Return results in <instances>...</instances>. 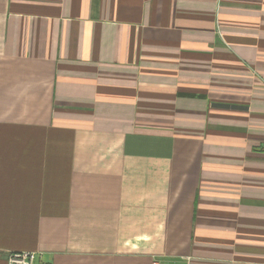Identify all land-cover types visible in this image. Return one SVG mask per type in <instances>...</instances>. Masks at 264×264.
Here are the masks:
<instances>
[{"label": "crops", "instance_id": "obj_1", "mask_svg": "<svg viewBox=\"0 0 264 264\" xmlns=\"http://www.w3.org/2000/svg\"><path fill=\"white\" fill-rule=\"evenodd\" d=\"M264 264V0H0V264Z\"/></svg>", "mask_w": 264, "mask_h": 264}, {"label": "built area", "instance_id": "obj_2", "mask_svg": "<svg viewBox=\"0 0 264 264\" xmlns=\"http://www.w3.org/2000/svg\"><path fill=\"white\" fill-rule=\"evenodd\" d=\"M6 264H50L39 251L10 250L6 252Z\"/></svg>", "mask_w": 264, "mask_h": 264}]
</instances>
